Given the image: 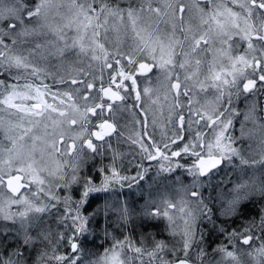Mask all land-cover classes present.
Wrapping results in <instances>:
<instances>
[{"label": "snow or ice", "instance_id": "snow-or-ice-1", "mask_svg": "<svg viewBox=\"0 0 264 264\" xmlns=\"http://www.w3.org/2000/svg\"><path fill=\"white\" fill-rule=\"evenodd\" d=\"M0 264H264V0H0Z\"/></svg>", "mask_w": 264, "mask_h": 264}, {"label": "rangeland", "instance_id": "rangeland-1", "mask_svg": "<svg viewBox=\"0 0 264 264\" xmlns=\"http://www.w3.org/2000/svg\"><path fill=\"white\" fill-rule=\"evenodd\" d=\"M236 128H237V135H238L239 124H237ZM157 132H158V130H157ZM122 151L125 153L126 160H131L133 158V149L128 144L123 145ZM221 176L223 178L227 179V176L224 173H221ZM220 178L221 177H217V179H220Z\"/></svg>", "mask_w": 264, "mask_h": 264}, {"label": "flooded vegetation", "instance_id": "flooded-vegetation-1", "mask_svg": "<svg viewBox=\"0 0 264 264\" xmlns=\"http://www.w3.org/2000/svg\"><path fill=\"white\" fill-rule=\"evenodd\" d=\"M47 83L52 84V79H51V77L48 78ZM129 174H131V169L129 170ZM97 242H99V241H97Z\"/></svg>", "mask_w": 264, "mask_h": 264}]
</instances>
